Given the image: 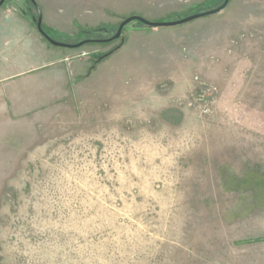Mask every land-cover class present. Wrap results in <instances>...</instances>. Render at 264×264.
<instances>
[{
    "label": "rangeland",
    "instance_id": "1",
    "mask_svg": "<svg viewBox=\"0 0 264 264\" xmlns=\"http://www.w3.org/2000/svg\"><path fill=\"white\" fill-rule=\"evenodd\" d=\"M34 1L74 45L224 0ZM43 40V72L0 60V264H264V0Z\"/></svg>",
    "mask_w": 264,
    "mask_h": 264
},
{
    "label": "crops",
    "instance_id": "2",
    "mask_svg": "<svg viewBox=\"0 0 264 264\" xmlns=\"http://www.w3.org/2000/svg\"><path fill=\"white\" fill-rule=\"evenodd\" d=\"M49 55V46L37 30L31 28L25 18L19 17L9 8L0 10V60H9V65L15 70L19 66H27L20 73L16 70L15 76L21 73L43 72V69L52 64L51 60H49ZM6 99L5 96H0V100L3 102ZM12 99H17V97L13 96ZM4 107L5 112L3 111L4 109L0 112V125L14 123L8 116L9 113L5 104ZM16 107L17 102L15 103Z\"/></svg>",
    "mask_w": 264,
    "mask_h": 264
},
{
    "label": "water",
    "instance_id": "3",
    "mask_svg": "<svg viewBox=\"0 0 264 264\" xmlns=\"http://www.w3.org/2000/svg\"><path fill=\"white\" fill-rule=\"evenodd\" d=\"M6 0H0V7L5 3ZM33 7L36 10L37 13V18H36V29L38 31V33L52 46L54 47H62V48H67V49H75V48H79L82 45L88 43V42H101V43H108L111 42L113 40H116L118 38H120L121 33L123 28L132 22H137L140 23L143 26L149 27V28H162V27H173V26H178V25H182V24H186L188 22L206 17V16H211V15H215L218 13H221L228 5L230 0H224L223 3L212 10H208V11H204V12H200V13H196L190 16H187L185 18L176 20V21H170V22H151L148 21L142 17L139 16H131L126 18L125 20H123L120 25L118 26L116 33L109 39H101V40H85V41H81L77 44L74 45H68V44H63V43H59L54 41L53 39H51L42 29V15H41V11L39 9V7L37 6V4L35 3L34 0H29Z\"/></svg>",
    "mask_w": 264,
    "mask_h": 264
},
{
    "label": "trees",
    "instance_id": "4",
    "mask_svg": "<svg viewBox=\"0 0 264 264\" xmlns=\"http://www.w3.org/2000/svg\"><path fill=\"white\" fill-rule=\"evenodd\" d=\"M97 32H99V30ZM96 43H98V42H96ZM99 43H101V42H99Z\"/></svg>",
    "mask_w": 264,
    "mask_h": 264
}]
</instances>
